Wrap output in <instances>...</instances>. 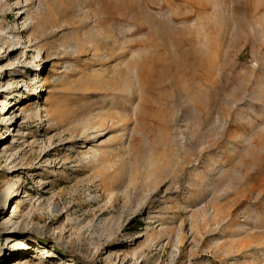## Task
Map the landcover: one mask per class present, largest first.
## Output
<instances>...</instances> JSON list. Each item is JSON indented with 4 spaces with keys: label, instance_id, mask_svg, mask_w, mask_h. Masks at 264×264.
Returning a JSON list of instances; mask_svg holds the SVG:
<instances>
[{
    "label": "rangeland",
    "instance_id": "374dc122",
    "mask_svg": "<svg viewBox=\"0 0 264 264\" xmlns=\"http://www.w3.org/2000/svg\"><path fill=\"white\" fill-rule=\"evenodd\" d=\"M66 262L264 264V0H0V264Z\"/></svg>",
    "mask_w": 264,
    "mask_h": 264
},
{
    "label": "bare ground",
    "instance_id": "6f19581e",
    "mask_svg": "<svg viewBox=\"0 0 264 264\" xmlns=\"http://www.w3.org/2000/svg\"><path fill=\"white\" fill-rule=\"evenodd\" d=\"M28 1V0H27ZM107 1V0H106ZM118 1V0H117ZM102 2V1H101ZM105 2V1H104ZM126 2V1H125ZM195 2V1H194ZM129 3H131V2H129ZM90 4H91V2H90ZM105 4H106V2H105ZM104 4V5H105ZM109 3H107V5H108ZM111 4V3H110ZM116 4H118V3H116ZM126 4V3H125ZM193 4V3H192ZM122 5V4H121ZM127 5V4H126ZM135 5V4H134ZM195 5V4H194ZM110 6V5H109ZM89 7V6H88ZM106 7V6H105ZM116 7V6H115ZM119 7H121V6H119ZM132 7V6H131ZM65 8H67V7H65ZM117 8V7H116ZM123 8L124 7H122V10H123ZM128 8V7H127ZM68 9V8H67ZM97 9H98V7H97ZM104 9V8H103ZM105 9H107V8H105ZM110 7H109V11H110ZM119 9V8H118ZM132 9V8H131ZM134 9V8H133ZM113 10H115V8L113 9ZM120 10V9H119ZM128 10V9H127ZM112 11V10H111ZM116 11V10H115ZM118 11V10H117ZM125 11V10H124ZM137 11V10H136ZM103 12V11H102ZM100 13V12H99ZM120 13V12H119ZM121 13H122V11H121ZM126 13V12H125ZM129 13V11H127V13L126 14H128ZM137 13H138V11H137ZM97 14V13H96ZM103 14V13H102ZM111 14V13H110ZM126 14H124V15H126ZM67 15V14H66ZM94 15V14H93ZM107 15V14H106ZM120 15V14H119ZM123 15V16H124ZM92 16V15H91ZM113 16V15H112ZM121 16V15H120ZM122 16V17H123ZM127 16V15H126ZM137 16V15H136ZM62 17H64L63 16V14L61 13V14H58L57 15V17H56V19H55V23H60L61 22V19H62ZM99 17V16H98ZM98 17H95V19L96 18H98ZM106 17V16H105ZM109 17H110V15H109ZM118 17V16H117ZM131 17V16H130ZM144 17V16H143ZM83 18V17H82ZM112 18V17H111ZM116 18V17H115ZM89 19V18H88ZM80 20V19H79ZM82 20V19H81ZM106 20H107V18H106ZM123 20V19H122ZM74 21V20H73ZM84 21V20H83ZM131 21V20H130ZM69 22V21H68ZM107 22V21H106ZM114 22V21H113ZM132 22V21H131ZM135 22V21H134ZM70 23V22H69ZM72 23V22H71ZM79 23V22H78ZM111 23V22H110ZM139 24V23H138ZM145 24V23H144ZM151 24V23H150ZM60 25V24H59ZM98 25V24H97ZM68 26V25H67ZM70 26H71V24H70ZM76 26H78V25H76ZM81 26V25H80ZM96 26V25H95ZM98 26H100V25H98ZM79 27V26H78ZM138 27H140V26H138ZM71 28V27H70ZM73 28V27H72ZM103 29V28H102ZM159 29V28H158ZM105 30V29H104ZM99 31V30H98ZM163 31V30H162ZM39 33V38L41 39V40H45V41H47L48 40V38L50 37V36H52L53 34L55 35L56 33H53L52 31H51V28H50V24H45L44 26H43V28L38 32ZM99 34V33H98ZM97 35V34H96ZM103 35V34H102ZM102 35H100V36H102ZM104 36V35H103ZM102 36V37H103ZM177 36V35H176ZM171 37H172V35H171ZM174 39V38H173ZM99 40V39H98ZM106 41V40H105ZM173 42V41H172ZM174 42H176V41H174ZM98 43V42H97ZM99 43H101V42H99ZM97 44V45H100V44ZM163 43V42H162ZM178 43V42H177ZM176 43V44H177ZM176 44H175V46H176ZM181 44H184V43H181ZM168 46V45H167ZM174 46V45H173ZM178 46V45H177ZM53 47V51L55 52V53H63V52H65V45L64 46H62V47H64V48H61V49H59V48H55L54 46H52ZM83 47V46H82ZM95 47V46H94ZM167 48V47H166ZM172 48V47H171ZM181 48H182V46H181ZM113 49V48H112ZM169 49V48H168ZM187 49V48H186ZM181 50V49H180ZM185 50V49H184ZM107 51V50H106ZM171 51H172V49H171ZM112 52V51H111ZM109 53V52H108ZM179 53H180V51H179ZM183 53V52H182ZM185 53V52H184ZM172 54V53H171ZM187 54H189V53H187ZM177 56H178V54H177ZM195 58V57H194ZM169 64H170V62H169ZM186 64V63H185ZM185 64H179V65H177L175 68H174V74L175 75H178V78H187V79H189V80H191L193 83H192V85L194 84V83H196V80L198 79V74H197V68H198V66H199V61H197L196 59H193L192 60V62H191V65L190 66H188V67H186V65ZM142 66V65H141ZM148 67V66H147ZM149 68V67H148ZM200 70H202L201 68H200ZM135 75V74H134ZM170 75H172L171 77H173L174 78V75L173 74H171L170 73ZM136 78V77H135ZM135 81H137L136 79H135ZM132 83V82H131ZM135 85H136V82H135ZM200 86V85H199ZM165 87V86H164ZM167 87V86H166ZM195 87V86H194ZM133 88V87H132ZM134 89V88H133ZM132 89V90H133ZM172 89H174V88H172ZM189 90V89H188ZM74 131H76L77 132V129H74ZM172 176V175H171ZM205 206V205H204ZM203 206V207H204ZM211 206V205H210ZM214 207V206H213ZM213 209H215V208H213ZM216 210V209H215ZM228 212V211H227ZM215 213V212H214ZM219 213V212H218ZM215 215V214H214ZM218 215H220V214H218ZM221 215H223L224 216V214L222 213ZM212 217H213V215H212ZM218 217V219H219V216H217ZM222 217V216H221ZM215 218V217H214ZM213 220H215V219H213ZM209 230H210V228H209ZM253 233V232H252ZM247 237V236H246ZM245 237V238H246ZM250 237V235L248 236V238ZM251 237H252V235H251ZM243 238V237H242ZM244 239V238H243ZM251 239V238H250ZM253 239V238H252ZM245 240V239H244ZM260 240V239H259ZM236 242V241H235ZM240 242V241H239ZM246 245V244H245ZM243 247H245L244 245H243ZM65 264H68V262H66Z\"/></svg>",
    "mask_w": 264,
    "mask_h": 264
}]
</instances>
